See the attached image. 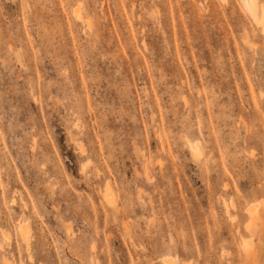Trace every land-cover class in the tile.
<instances>
[{
	"label": "rangeland",
	"instance_id": "rangeland-1",
	"mask_svg": "<svg viewBox=\"0 0 264 264\" xmlns=\"http://www.w3.org/2000/svg\"><path fill=\"white\" fill-rule=\"evenodd\" d=\"M243 2L0 0V264H264Z\"/></svg>",
	"mask_w": 264,
	"mask_h": 264
},
{
	"label": "bare ground",
	"instance_id": "bare-ground-1",
	"mask_svg": "<svg viewBox=\"0 0 264 264\" xmlns=\"http://www.w3.org/2000/svg\"><path fill=\"white\" fill-rule=\"evenodd\" d=\"M244 7L246 9V11L248 12V14L250 15V17L252 18V20L257 23V24H261L264 26V6L261 7V12H262V17H258V13H257V8H258V5H257V2L256 0H244ZM80 18V17H79ZM82 20V19H81ZM191 145V144H190ZM198 146L199 145H195L193 144V146L191 145L190 147L192 148L193 151H197L198 152ZM191 150V151H192ZM192 151V152H193ZM196 152V153H197ZM194 153V152H193ZM195 154V153H194ZM199 155V153L197 154V156ZM196 156V155H195ZM106 187V186H105ZM106 196V197H105ZM105 198L108 200V202H112L113 201V198L111 196V193H110V190H109V187L107 186L106 187V190H105ZM109 204V203H108ZM111 204V203H110ZM250 213V212H249ZM255 214V213H254ZM253 215V214H252ZM254 217V216H253ZM27 230H28V226L25 225V226H21L20 227V234H21V237L24 241H27ZM165 263L167 264H170L172 263V261L170 260H166L164 261Z\"/></svg>",
	"mask_w": 264,
	"mask_h": 264
}]
</instances>
